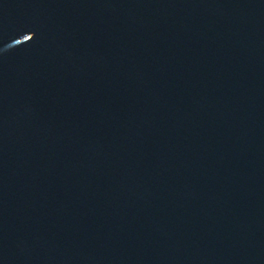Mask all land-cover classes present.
I'll list each match as a JSON object with an SVG mask.
<instances>
[{"label":"water","instance_id":"obj_1","mask_svg":"<svg viewBox=\"0 0 264 264\" xmlns=\"http://www.w3.org/2000/svg\"><path fill=\"white\" fill-rule=\"evenodd\" d=\"M0 264H264V222L144 183L0 116Z\"/></svg>","mask_w":264,"mask_h":264}]
</instances>
